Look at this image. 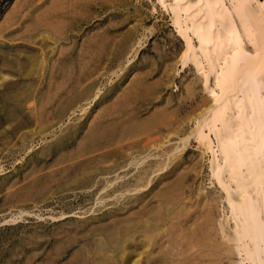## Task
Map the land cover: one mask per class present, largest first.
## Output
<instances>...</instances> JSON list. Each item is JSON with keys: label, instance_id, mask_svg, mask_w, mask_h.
Segmentation results:
<instances>
[{"label": "rangeland", "instance_id": "374dc122", "mask_svg": "<svg viewBox=\"0 0 264 264\" xmlns=\"http://www.w3.org/2000/svg\"><path fill=\"white\" fill-rule=\"evenodd\" d=\"M15 1L16 0H8L4 4L3 9L0 12V49H3V50L9 49L14 44H16L18 42L20 43L21 41L23 43L21 42L20 44H26L23 40V35H22L23 28L27 24L28 20L32 17L31 15H33V12H34L33 7H35V3L37 2V0H26V1L19 0L20 4H22L23 1L27 2V4H25V7L21 10V13L18 15V17H16L13 20V23L11 21L7 25L2 24V23H4V21H3L4 14L7 12L9 7ZM100 1L99 0L97 1L98 6L90 9V11L87 12L88 15H87V13L85 15H83V19H82L83 23L82 24L77 25L73 31L70 30L64 39H60L61 40V41H59L60 43L54 44L57 49H55L54 52H51L48 55L49 67L46 70L45 76L42 77L43 83L39 86L38 96H40V98L37 96L38 107L41 105V101L43 100V98H45L47 96L46 94L48 93L50 86H52V88H56L60 82H61V84L63 83L62 79L64 78V76L62 77V75H60V77H59V74H61V73H59L58 71H57V73H56V71L52 73L51 68H50L51 64L55 63L57 60L59 62L63 61L66 63V65L69 64V66L67 65V67H71V68H68V69L74 70V73L72 70H71V72L73 73V75L75 74L76 76L71 75L69 77L70 82H68L65 85V87H64L65 89H62L60 91L61 95L59 96V99H58V97L54 98L55 100L53 99V101L50 102L46 106L47 109H45L46 112L44 110L45 113L43 116V118L45 120L44 121L45 125L43 124L37 128L35 125H33V126L28 127V128H25L26 130L22 129L16 133L15 131L14 132L11 131V129H12L11 127L4 126V125L0 124V131H2V132H0V264H27V263L28 264L29 263L30 264H52V263L53 264H91V263L92 264H96V263L97 264H104V263L105 264H123L121 261H122V258H123L122 256L124 253H126V254L132 253L131 255H133V254H135L136 251L138 252L140 250V249L136 248L135 242H133V241L135 239L139 240V238L141 237V231L143 229L142 226L145 225V224H141V223H144V222L147 223L149 221L150 224H153V225H151V227H153V226H155L154 223H159V221L163 220L161 218V216L163 217L165 215H168L169 213H172L173 209H171V207H168L169 206V200L168 199H169V197L174 199L176 197L177 193H180V192L183 194V196L185 195L187 197V199L191 197L190 199L187 200V199H185L186 197L184 196V200L182 199L181 202L183 201L182 202L183 204L186 203V206L189 209H191V207L194 204L195 206L193 208H195L197 206L195 209L199 210V211L197 212L195 209L192 208L191 209L192 212L185 219L186 221L184 219L181 221L182 224H181L180 228L182 230L185 229L184 230L185 233H182L183 231L181 230L182 232H179V234L177 233V235L175 233L174 234L175 236H170L168 239H166L167 236L165 235V237H164V234H163V236L161 237V240L162 239L163 240L160 242V245L162 244L161 247L164 248V246H167V244H168V247L165 248V252L162 251L163 252L162 255L165 256V258L168 254L171 255V256L170 255L167 256L168 259L173 260L174 258L177 257V255L179 257L180 252L182 251L181 247L186 248V249H184L186 252L188 251V247L186 246L187 245L186 242H188V241L185 242L184 238H186L187 236L189 238V236L191 235V232H189V235H188L187 230L188 231L192 230V234L194 232V235L195 234L200 235L199 234L201 231L200 229L204 223L201 222L200 220H198L197 217H199V215L201 216V213H202L201 211L203 210L202 207H204V203H205L204 197L206 200L205 207H206L208 201L210 203H212L211 206L213 208L216 207V208H214L215 209L214 213L216 214L214 216L215 221L219 222V220L223 216V209L221 210V207H222L221 196H220L221 193H220V190H219L217 183L212 182L211 173L209 171L210 170L209 169L210 168L209 167V154H203V151L201 149H199V147L197 146L198 145L197 142L195 140H193V138H191L190 141H188V143H186V145H184V147H183V145L181 146L180 145L181 142L178 141L182 138V136H183V138H184V136H187L188 133L190 132V129H192V127L195 126V122L190 121V119H189L192 117V113H194L193 115L198 113L200 111V109H199L200 105L205 100H209L210 97L207 95L208 93L205 90H203L204 84L202 83L200 76L197 74V72L194 69H188V68L182 69V67L178 63L177 59L179 58V55L184 48V42H183L182 38L179 36L176 28L174 27V25L170 21L169 14L166 13L161 8V6L159 5V3L156 0H105V1L103 0L102 2H100ZM100 4H102V5H100ZM112 5H113V7L111 8ZM30 11L32 14L29 13ZM86 15H87V17H86ZM29 16H31V17H29ZM24 20H25V23H24ZM7 26H8V28H6ZM106 27L110 28L109 33H105L103 31L104 29H106ZM150 27H153V29ZM148 29L150 32L148 31ZM97 30H99V31H97ZM144 30H145V32H144ZM8 32H10V33H8ZM70 33H72V34H70ZM144 33H145V35H144ZM70 36H72V38ZM96 36H98L99 39L100 38H104V39L107 38V39H105L106 43L103 44V50L97 54V56L99 55L98 59H97V56L95 55V58L93 57L94 58L93 61L90 60L88 63L89 67H91L92 69L90 68V70L87 72H90V73L93 72L94 74L92 73L90 76L91 77L90 81L89 80H87V81L90 82L89 84H91L90 86H92L93 89H92V87L89 86V84L86 85L88 82L85 81L84 75H83L84 77L81 79V81L83 83H85V86L88 89L90 88L89 90H87V88L84 86V84L82 85L83 87L78 86L77 81H75V80H76L77 76H79V73L82 70L84 63L87 64V61L89 59H92L91 56H89L90 55L89 53H88V55L86 54L87 51L85 53V48L87 47L86 46L87 45L86 40L90 37L94 38ZM73 37H74V39H73ZM112 37L113 38L115 37L114 38L115 42H114V39ZM124 38L127 39V42L130 40L125 45L122 44V41ZM66 39H68V40H66ZM138 39H140L139 41H141L142 44H141V47H139L137 49L138 44H136V43H138ZM111 42H113V44ZM51 44H52V46H54L53 43L50 42V45ZM74 45H75V47H74ZM81 45H82V47H81ZM108 45H111V46L109 47ZM113 45L115 48L113 47ZM62 47L68 48L69 50L67 49L63 53L64 56L60 55V54L58 56L59 50ZM125 47H127V48L129 47V48L127 49ZM82 49L84 51H82ZM136 49H137V53L136 52L133 53L134 50H136ZM70 50L71 51L73 50V51L71 52ZM79 50H80V52H79ZM107 50H109V52H107ZM112 51H114V52H112ZM122 51H124V52H122ZM103 54L104 55L107 54V55L104 57ZM133 54H134V57H133ZM72 55H74V57ZM71 56H72V58H71ZM68 57L70 58V60L73 59V61L71 60V62H69L70 60ZM75 57H76V59H75ZM82 57H84V59L87 58L86 61ZM126 58H127V61H126ZM74 59H75V61H74ZM77 60H80V61H77ZM98 60H99V62H98ZM81 61H83V62H81ZM95 61L98 63H96ZM75 63H76V65H75ZM121 63H122V65H121ZM176 63H178V64H176ZM118 64H120V67ZM78 65H80V66L76 67ZM93 65L95 66V68ZM72 67H74V68H72ZM150 68H151V71H150ZM93 69H95V70H93ZM112 71H114V72H112ZM148 72H150V73H148ZM140 73H143V74H141L142 76L140 75ZM147 73L149 75H147L146 76L147 78H146L144 76ZM49 74H50V77H49ZM52 74H53V76H52ZM80 76H82V75H80ZM52 77L54 79H52ZM50 79L52 80V82ZM59 80H61V81L59 82ZM49 82H51V83H49ZM74 82H75V84H74ZM188 85H189V87L191 85L192 86L189 88ZM69 87H71V88L69 89ZM96 87H97V89H96ZM75 88L77 89V92H76V90H74V91L72 90ZM84 88H86V90L88 92ZM104 88H105V90H104ZM126 88H127V91L129 93L133 94L132 95L133 101H131L129 103L130 104L129 107H127L128 104H124L123 106L121 105V102L124 99V95L127 92L125 90ZM2 89L3 88L1 87L0 92ZM101 89H102V91H101ZM190 89H192L193 92ZM68 90H70V91H68ZM99 90L101 92H99ZM189 90L191 92H189ZM202 90L205 92H203ZM43 92H45L44 93L45 95L43 94ZM66 93H67V95H66ZM81 93H83V94H81ZM96 93H99L98 97L100 99L98 97L94 98ZM80 94H81V96H80ZM88 94H89V96H88ZM192 94H194V95L192 97H190V95H192ZM75 96H77V97L74 98ZM86 96H87V99H86ZM119 96H121V97H119ZM122 96H123V98H122ZM207 96H208V98H207ZM41 97H43V98H41ZM115 97H117V98H115ZM72 98H74V101L69 103L70 105H68L66 108H64V112L61 113V111L63 109V108H61L62 105L67 104V102L71 101ZM168 98H169V101H168ZM89 99H91V100H89ZM0 101H1V99H0ZM153 101H154V103H153ZM85 103H87V104H85ZM56 104H58V105L56 106ZM110 105L112 106V108ZM115 105H118V106L115 107ZM156 106L158 109H156ZM161 106H163V107H161ZM172 106L174 108H172ZM102 107H103V110H102ZM125 107H127V108H125ZM169 107H171V108H169ZM176 108H177V110H176ZM110 109H115L116 112H114L113 110H110ZM55 110H57V111H55ZM122 110H123V112H122ZM170 110H173V111H170ZM104 111H106V112L108 111V113H106ZM154 111H156V112H154ZM194 111H196V112H194ZM96 112L99 114V116L97 115ZM168 112L170 113V115H168ZM85 113H87V114H85ZM102 113H104V118L102 117V121H103L102 125L114 126L115 129L117 130L116 131L117 133H115L116 134V140L117 141L119 140V141L117 142L116 140H114L113 144L111 146H109L110 148L105 147V149L102 148V149L95 150L94 151L95 153L94 152H87L84 154V152H85L84 150L86 149L84 147H86V142H87L86 136H87V132H88V128H89L88 126L91 125L93 118L95 120V118H96L95 116H97V118H101ZM109 113H111L110 114L111 117L108 118L107 115H109ZM115 113H117V114H115ZM158 113L161 114L162 117L164 118V120L161 122V124H159V125H161L162 128L159 126L158 128H152L151 129V128H144V127L140 126L141 124L145 123L150 118H152L155 114H158ZM171 113L173 114L174 117H176V118L178 117L179 120H178V118L177 119L174 118ZM47 114H48V116H47ZM62 114H64V115H62ZM113 114H115L116 116L115 115L113 116ZM189 115H191V116H189ZM52 116H53V118H52ZM60 116H62V117H60ZM129 116H130V118H129ZM31 117H32V115H31ZM64 117H65V119H64ZM45 118H48V119H45ZM123 118H124V121H123ZM32 119L34 120L35 118L32 117ZM129 120H131V121L129 122ZM45 122H47V123H45ZM117 123H118V126L116 125ZM131 123H133V124H131ZM47 124H48V126H47ZM183 124H184V126H183ZM126 126H128V127H126ZM130 126H132V127H130ZM123 128H125L126 130ZM159 128H161V129H159ZM166 128H168V129H166ZM28 129H30V131ZM121 129H122V132H121ZM134 129H135V131H134ZM147 129L152 130V131H149L147 133ZM157 129H159V130H157ZM176 129H179L181 131L179 132ZM144 131H145V134H142ZM21 132L25 133L24 140L22 139V141H21V138H18L19 134H21ZM28 132H29V134H28ZM119 132L121 135L119 134ZM156 132H158V134ZM4 133H6V134H4ZM12 134H14V135H12ZM26 134H28V135H26ZM131 134H133V135L136 134L134 136L132 135L133 139L131 138ZM149 134H150V136H149ZM15 135H17V137ZM175 135L177 136V138ZM124 136H125V138H123ZM83 138H85V139L83 140ZM165 138L167 141L165 140ZM170 138H171V140H170ZM125 140H127V141H125ZM168 140H169V142H168ZM175 140L178 142H175ZM16 142H17V144H16ZM82 142H84V143H82ZM130 142H131V144H130ZM159 143H164V145L162 144L163 147ZM11 144H14V145H11ZM122 144H123V146H122ZM157 144H158V146H157ZM176 144H178L179 147H181V148L179 149V147H178L179 150L174 151L176 148H174V150H173V147H175ZM116 145L119 147L117 148ZM145 145H148V146H145ZM151 145H152V147H151ZM178 145H176V147ZM10 147H12V148H10ZM75 147H76V150L73 149ZM144 147H147V148L144 149ZM149 147H151V148H149ZM70 148H72V149H70ZM131 148H133V149H131ZM156 148H159V149L157 150ZM161 148L162 149L167 148L169 150L164 149L165 150L164 151ZM147 149H148V151H147ZM155 149H156V151H155ZM160 149H161V151H160ZM182 149H184V150H182ZM68 150H71V151L69 152ZM133 150H135V151H133ZM60 151H61V153H60ZM64 151H66V152H64ZM82 151H84V152H82ZM100 151H102V152H100ZM151 151H153V152H151ZM162 151H164V152H162ZM97 152H99L100 155ZM166 152L168 153L167 155H169L168 157H166L167 156L165 154ZM89 153H91V154H89ZM106 153H107V155H106ZM142 153H144V154H142ZM148 153H149V155H148ZM180 153H181V155H180ZM79 154L81 156H79ZM108 154H109V156H108ZM172 154L175 157L177 155V157L175 158ZM58 155H62V157L58 156ZM92 156H95L94 157L95 160ZM101 156H102V158H101ZM144 156L149 157V159L148 158L145 159ZM137 157H138V159H140L142 157L143 160H140V162L138 164H131L130 165L131 159L137 160ZM164 157H165V159H164ZM87 158H89V160ZM90 158H91V160H90ZM72 159H73V162L71 164L70 162L72 161ZM174 159H176L177 161ZM58 160H59V162H58ZM68 160H69V162H68ZM75 160H77V161L75 162ZM173 160H174V162L176 161L177 163L175 162V164H174ZM83 161H85V163ZM109 161H110V163H109ZM162 161H164L165 163H163V164L160 163ZM167 161L170 163H168ZM57 162L61 163V164L56 166ZM64 162H66V163H64ZM97 162H98V164H97ZM54 163H55V165H53ZM104 164H106V166ZM108 164H110V165L108 166ZM126 165H128V167ZM139 165H140V167H139ZM157 165H158V167H157ZM161 165H162V169L157 170L159 168V166L161 167ZM78 166H80V167H78ZM135 166H136V168H135ZM77 167L82 168L83 170L79 169L80 170L79 171L77 169ZM154 167H156V168H154ZM55 168H57V169H55ZM61 168H62V170H61ZM49 169L50 170L52 169V170L50 171ZM74 169L77 171H75ZM93 169L98 171V172L94 171ZM90 170L92 171V173L90 172ZM104 170H105V172H103ZM144 170H145V172H144ZM54 171H55V173H54ZM88 171L91 173V175L87 174V173H89ZM62 172H65L64 173L65 175ZM72 172H74V173H72ZM107 172H109V173H107ZM71 173L74 175H72ZM75 173L77 175H75ZM94 173H96V174H94ZM97 173H99V174H97ZM58 174H60V175H58ZM29 175H31V176H29ZM43 175L44 176L46 175L45 177L46 178L48 177V178L45 179ZM49 175L51 178L49 177ZM85 175H86V177H85ZM67 176H71V177H68L69 178L68 179ZM77 176H79V177H77ZM81 176L83 178H81ZM56 177L58 180L56 179ZM59 177L60 178L62 177L61 178L62 181H60ZM78 178H80V179H78ZM100 178H102V179H100ZM30 179L32 180V182ZM37 179H38V181H37ZM82 179L84 180V182ZM85 179H87V180H85ZM93 179H94V182H92ZM148 179H150V180H148ZM183 179H185V180H183ZM27 180H29V181H27ZM41 180H42V183H41ZM52 180H54V181H52ZM122 180H123V182H122ZM144 180H146V181H144ZM182 180H183V182H182ZM59 181H60V183H59ZM101 181H103V183ZM105 181H107V182H105ZM138 181H139V183H137ZM178 181H181L180 184H178L179 183ZM29 182L31 184V187H30ZM68 182H69V184H68ZM70 182H71V184H70ZM89 182H90V184H89ZM111 182L113 183L112 186L110 185ZM176 182H178V183H176ZM23 183H25V184H23ZM27 183H28V185H27ZM38 183H40L42 185H40V184L38 185ZM45 183H46V185L44 186ZM94 183H95V185H94ZM33 184H34V186H33ZM49 184H51V186L50 187L48 186L49 187L48 188L47 185H49ZM96 184H98V185H96ZM175 184H177V186H175ZM25 185H27V186H25ZM65 185H67V186H65ZM83 185H84V187H83ZM173 186H175L177 188H175ZM13 187H15V188H13ZM18 187H20V188L18 189ZM22 187L24 188L25 192L22 189ZM139 187H142L143 190H142V188L138 189ZM146 187H148V189ZM180 187L182 188V190ZM37 188H38V190H37ZM13 189H14V191H13ZM21 189H22V191H21ZM35 189H36V191H35ZM169 189H171V191ZM28 190H30V191H28ZM134 190H136V191H134ZM137 190H138V192H137ZM166 190L170 193H168ZM21 192H22V194H21ZM26 192H28L29 194ZM135 192H137V193L135 194ZM171 192H172V194H171ZM122 196H124L125 198ZM156 196H157V198H156ZM159 197H161V198H159ZM206 197H207V199H206ZM34 198H36V199H34ZM117 198H119V199H117ZM138 198H143V199L140 200ZM162 198H165V199L162 200ZM116 199H117V201H116ZM101 200H102V202H101ZM137 200H138V202H137ZM191 200H192V202H191ZM212 200H213V202H211ZM165 201H166V203H165ZM201 201H203V202H201ZM19 202H21V203H19ZM26 202H27V204H26ZM134 202H135V204H134ZM199 202H201V203H199ZM190 203H192V204L189 205ZM127 204H129V205H127ZM140 204H141V206L139 207ZM161 204H163L165 206L167 205L166 207L162 205V208H164V209L168 208V209H166V210L163 209L164 210L163 211L161 209V207L158 208L159 206H161ZM155 205H158V207ZM199 206H201V211H200ZM141 207H142V209H141ZM197 208H199V209H197ZM18 209L28 211L29 214L25 213L23 215V217L18 219L17 222H15V223H6L5 220H9L10 216L14 213V211H16ZM133 210L138 211L139 214L135 213ZM155 210H158V211H155ZM167 210H168V212H167L168 214L165 212ZM199 212H200V214H199ZM217 212L220 214H218ZM143 213H146V214H143ZM153 213L154 214L156 213V214L154 215ZM131 214H133V215H131ZM136 215H138V217H136ZM148 215L155 216L156 218L155 217H149ZM196 215H197V217H195ZM139 216H142V217H139ZM147 216H148V218H147ZM130 217H133V218H130ZM216 217H217V219H216ZM152 218H154L153 220H156V221H153ZM193 218L195 220H193ZM118 219H119V221H118ZM140 219L143 221H141ZM164 220L165 221H163V223L161 222L159 225L162 227L169 226V225H167V224H169V222H168L169 219L164 218ZM140 221H141V223H140V225H138ZM199 222L201 223V225ZM130 223H131V226H130ZM121 224H123V225H121ZM127 224L129 226V228H128ZM188 224L190 227L187 226ZM191 224H193V225H191ZM197 224H198V227H197ZM119 225H120V227H119ZM125 226H127V227H125ZM133 226H134V228H133ZM195 226H196V229H194ZM123 228H124V230H122ZM197 228H199V229H197ZM140 229H141V231H140ZM113 230H114V232H112ZM118 230L119 231L122 230V231L119 232ZM197 230H199L198 233L196 232ZM125 231L128 232L129 234L125 233ZM135 232L136 233L138 232V233L136 234ZM82 233H84V234H82ZM69 234H70V236H69ZM131 234L135 237L131 236ZM184 235H187V236L185 237ZM196 235H195V237H196ZM66 236H67V238H65ZM77 237H79V238H77ZM109 237H112V238L110 239ZM114 237H115V239H114ZM116 237H119V238L116 239ZM177 237L178 238L180 237V240L176 239ZM191 237H192V239H194L193 235H191ZM102 238H104V239H102ZM132 238H134V239H132ZM181 238L184 241H181ZM125 239H127L128 241ZM166 240H167V243H166ZM168 240L172 244H169ZM218 240H220V237H218ZM71 241L72 242L74 241V242L72 243ZM118 241H119V243H118ZM178 241H179V244H178ZM221 241L222 240H220V242ZM223 242L226 244L225 240H223ZM66 243H67V245H66ZM183 243H185L186 245H184ZM64 244L66 245V247H64L65 246ZM112 244L113 245L115 244L114 245L115 247H113ZM86 245L89 248L86 247ZM117 245H118V247H117ZM102 246H104V247H102ZM176 246H177V248H176ZM159 247L157 246L153 250L158 251ZM83 248H84V250H83ZM59 249L61 251H59ZM171 249L172 250L175 249V251H174L175 253ZM180 249H181V251H180ZM125 250H127V251H125ZM170 250L174 254L172 252H170ZM56 251H59L60 253L59 252L56 253ZM156 251L154 253H156ZM166 251L168 252V254ZM185 251H184V253H185ZM75 252H77V253H75ZM59 254H62V256ZM86 255H87V257H86ZM90 255H91V257H90ZM109 256H110V258H109ZM33 258H34V260H32ZM50 258H51V260H50ZM55 258H57L58 260ZM77 258H79V259H77ZM86 258H87V260H85ZM151 258L147 259L146 257H144V259L141 263L142 264H156V262L154 260H150ZM47 261H49V262H47ZM71 261L73 263H71ZM218 262L219 263L222 262L220 264H223V263L226 264L227 263L226 255L225 254L222 255ZM218 262H216V264H218Z\"/></svg>", "mask_w": 264, "mask_h": 264}, {"label": "bare ground", "instance_id": "6f19581e", "mask_svg": "<svg viewBox=\"0 0 264 264\" xmlns=\"http://www.w3.org/2000/svg\"><path fill=\"white\" fill-rule=\"evenodd\" d=\"M24 1H26V0H24ZM24 1L22 4L19 3L20 2L19 0H16L15 2L12 3V5L7 10V12L4 14V19H3L4 23H2V24L7 25L11 21L13 23V20L16 17H18V15L21 13V10L25 7V4H27V2H24ZM97 1L98 0H37V2H36L37 4L35 3V7H33V9H34V12L32 11L33 15H31L32 17L29 16L31 18L28 20V22L25 25V27L23 28V32H22L23 40L26 44H20L22 42L21 41L20 43L18 42L16 44H14L9 49H6V50L0 49V88L1 87L3 88L0 92V99H1V101H0V124H2L4 126L11 127L12 128L11 131H13V132L15 131L16 133L22 129L28 128V127L33 126V125H35L37 128V127L44 124L45 120H44L43 116H44V113L46 112L45 109H47L46 106L50 102H52L54 98L58 97V99H59V96L61 95L60 91L62 89H65L64 88L65 85L68 82H70L69 77L71 75H73V73H74V70L71 69L73 71V73H72L71 70L68 69V68H71V67H67V65L69 66V64L66 65L65 62H63V61L59 62L56 59L57 61L55 63L51 64L50 68H51L52 73L55 71H56V73H57V71L59 73H61V74H59V77H60V75H62V77L64 76V78L62 79L63 83L61 84V82H60L61 80H59L60 83L58 84L57 87L55 86L56 88H52V86H50L49 87L50 89H49L48 93L46 94L47 96L46 97L44 96L45 98L41 97V98H43V100L41 101V105L38 107L37 96L39 93V86L43 83L42 77L45 76L46 70L49 67L48 55H49V53L54 52L55 49H57L54 44L60 43L59 42V41H61L60 39H64L70 30L73 31L77 25H80L83 23L82 22L83 21L82 20L83 15H85L87 12H89L90 9L98 6ZM102 1L103 0H101L100 2H102ZM156 1L159 3L161 8L166 13L169 14L170 21L172 22V24L176 28L179 36L182 38V40L184 42V48L181 51L179 58L177 59L178 63L180 64L182 69H185V68L194 69L197 72V74L200 76L202 83L204 84L203 90H205L208 93L207 95L210 97L209 100H205L200 105V107H199L200 111L198 113H196L195 115H193L194 113H192V117L189 119H190V121L195 122V126L192 127V129H190V132L188 133L187 136H184V138L182 136V138L178 141H180L181 144L180 143L179 144L181 146L183 145V147H184V145H186V143H188V141H190V139L193 138V140H195L197 142V144H198L197 146L199 147V149H201L203 151V154H209V167L210 168L209 167L208 168L210 169L209 171L211 173L212 182L217 183L219 190H220V193H221L220 196H221L222 207L221 206L220 207H221V210L223 209V216L220 220L218 219L219 222H216L215 217H214L216 215L214 213V210H215L214 208H216V207L213 208L211 206L212 203H210L209 201L208 202L210 204L207 202V205L205 207L206 200L204 197L205 203H204V207H202V209H203L202 211H201V206H199L200 211L202 212L201 216L200 215H199V217H197V215L195 216V217H197L198 220H200L201 222L204 223L203 226L201 227L200 226L201 223L199 222L200 223L199 226L201 227V229H200L201 231L199 233L200 235L195 234L196 235V237H195L194 232L192 234V230L191 231L187 230L188 235H189V232H191V235L194 236L193 237L194 239H192L191 235L189 236V238L187 235H184L185 237L187 236L186 238H184L185 242L186 241H188V242H186L187 245L185 243H183V244L188 247V251L186 252L184 250L186 248L181 247L182 251L180 249V251H181L180 256L178 257V255H177V257L174 258L173 260L167 258V256L170 254H168V252L166 251L168 255L166 254L167 256L165 258V256L162 255V253H163L162 251L165 252V248L168 247V244H167V246H164V248H162L161 247L162 244L160 245V242L163 239L161 240V237L164 234V237L166 235L167 236L166 239H168L170 236H175L174 235L175 233H176V235H177V233L179 234V232H182V231H183L182 233H185L184 232L185 229L182 230L180 228L181 224H182L181 221L183 219L185 220L187 218V216L192 212L191 209L195 206L193 204L191 209H189L186 206V203L183 204L182 203L183 201L181 202L182 199L184 200L185 195L183 196V194L181 192L177 193V195L174 199H172L171 197H169V199H168L169 200V206L168 207H171V209H173L172 213L168 214L167 213L168 210L165 211L168 215H165L163 217L161 216V218L163 220L160 219L161 221H159V223H154L155 226L151 227V225H153V224H150L149 221L147 223H145V222L141 223V221H143V220L140 219L141 221L139 222L138 225H140V223L145 224V225L142 226L143 227L142 231L140 229L141 237L139 238V240L135 239L133 241V242H135L136 248H138L140 250L138 252L136 251L135 254H133V255H131L132 253H130V254L124 253L122 256L123 258L121 257L122 258L121 262L123 264H142L141 262L143 261L144 257H146L147 259L152 257L150 260H154L156 262V264H216V262H218L220 260V257L225 254L226 258H227L226 264H264V0H156ZM100 5H102V4H100ZM112 7H113V5L111 6V8ZM29 13L32 14L31 11ZM87 15H88V13H87ZM87 15H86V17H87ZM24 23H25V20H24ZM6 28H8V26ZM150 28L153 29V27H150ZM97 31H99V30H97ZM103 31L105 33H109L110 28L106 27V29H104ZM148 31H149V29H148ZM144 32H145V30H144ZM8 33H10V32H8ZM70 34H72V33H70ZM144 35H145V33H144ZM72 36H70V37L72 38ZM73 39H74V37H73ZM105 39H107V38H105ZM105 39L104 38L99 39L98 36H96L94 38L90 37L86 40V42H87L86 46L87 47L85 48V53L87 51L86 54L88 55V53H89L90 54L89 56H91L92 59H89L87 61V64L84 63L82 70H81L82 72L80 71L79 76H77L75 81H77L78 86H82L83 84L85 86V83H83L81 81V79L84 76H85V78H84L85 81H87V80L90 81V78H91L90 76L93 72L92 73L87 72L91 68V67H89L88 63L90 60L93 61V59L95 58V55L97 56V54L103 50V44L106 43ZM66 40H68V39H66ZM139 40L140 39H138V43H136V44H138L137 49L139 47H141V44H142V42ZM50 42L53 43L54 46H52V44L50 45ZM114 42H115V39H114ZM128 42H127V39L124 38L122 41V44L125 45ZM111 43L113 44V42H111ZM108 46L110 47L111 45H108ZM74 47H75V45H74ZM81 47H82V45H81ZM113 47H114V45H113ZM125 48H127V47H125ZM67 49L68 48H63V47L60 48L58 56H59V54L63 55V53ZM137 49L134 50L133 53H135V52L137 53ZM82 51H84V50L82 49ZM79 52H80V50H79ZM107 52H109V50H107ZM112 52H114V51H112ZM122 52H124V51H122ZM106 55L103 54L104 57ZM72 56L74 57V55H72ZM72 56H71V58H72ZM98 57H99V55L97 56V59H98ZM133 57H134V54H133ZM82 58L84 59V57H82ZM75 59H76V57H75ZM75 59H74V61H75ZM86 59H84V60L86 61ZM69 60H70V58H69ZM71 60L73 61V59H71ZM71 60L69 62H71ZM77 61H80V60H77ZM126 61H127V58H126ZM81 62H83V61H81ZM98 62H99V60H98ZM98 62H96V63H98ZM76 63H75V65H76ZM122 63H121V65H122ZM178 63H176V64H178ZM118 65L120 67V64H118ZM79 66L80 65H78L76 67H79ZM72 68H74V67H72ZM94 68H95V66H94ZM93 70H95V69H93ZM150 71H151V68H150ZM112 72H114V71H112ZM148 73H150V72H148ZM148 73L145 74L144 77L149 75ZM141 74H143V73H140V75ZM80 75H82V76H80ZM52 76H53V74H52ZM49 77H50V74H49ZM52 79H54V78L52 77ZM51 82H52V80H51ZM51 82H49V83H51ZM89 83L90 82H88L86 85H88ZM74 84H75V82H74ZM90 85L91 84H89V86ZM90 87H92V86H90ZM97 87H96V89H97ZM188 87H189V85H188ZM70 88L71 87H69V89ZM86 88H84V89L86 90ZM89 89L87 88V90H89ZM92 89H93V87H92ZM192 89H190V90H192ZM72 90L73 91L76 90V92H77L76 88L72 89ZM104 90H105V88H104ZM125 90L127 91V88ZM190 90H189V92H191ZM68 91H70V90H68ZM101 91H102V89H101ZM101 91L99 90V92H101ZM205 91H203V92H205ZM192 92H193V90H192ZM44 93L45 92H43V94ZM81 94H83V93H81ZM81 94H80V96H81ZM89 94H88V96H89ZM98 94L99 93H96L94 98H97ZM66 95H67V93H66ZM132 95L133 94H131L127 91L124 95V99L122 100L121 105L123 106L124 104H128L127 107H129L130 106L129 103L131 101H133ZM193 95L194 94L190 95V97H192ZM77 96H75L74 98H76ZM208 96H207V98H208ZM38 97L40 98V96H38ZM119 97H121V96H119ZM74 98H72L71 101L67 102V104L62 105L61 108H63V109H62L61 113L64 112V108H66L68 105H70L69 103L74 101ZM115 98H117V97H115ZM122 98H123V96H122ZM86 99H87V96H86ZM89 100H91V99H89ZM168 101H169V98H168ZM153 103H154V101H153ZM85 104H87V103H85ZM57 105L58 104H56V106ZM118 105H115V107ZM127 107H125V108H127ZM161 107H163V106H161ZM111 108H112V106H111ZM169 108H171V107H169ZM172 108H174V107L172 106ZM156 109H158L157 106H156ZM44 110H45V112H44ZM102 110H103V107H102ZM110 110H113L114 112H116L115 109H110ZM173 110H170V111H173ZM176 110H177V108H176ZM55 111H57V110H55ZM104 112H106V111H104ZM122 112H123V110H122ZM154 112H156V111H154ZM194 112H196V111H194ZM106 113H108V111ZM85 114H87V113H85ZM110 114L111 113H109V115H107L108 118L111 117ZM115 114H117V113H115ZM115 114H113V116ZM31 115H32V117L35 118L34 120L32 119ZM62 115H64V114H62ZM97 115L99 116L98 113H97ZM102 115H101V118H97V116H95L97 119L95 118V120H94V118H93L91 125L88 126L89 128H88V132H87V136H86L87 142H86V147H84L86 149L84 150L85 152L82 151V152H84V154L87 152H94L95 150L102 149V148L105 149V147L111 146L113 144L114 140H116V134L115 133H117L116 132L117 130L115 129L114 126H107L106 125L107 126L106 127V126L102 125V122H103L102 117L104 118V113H102ZM168 115H170L169 112H168ZM47 116H48V114H47ZM53 116H52V118H53ZM172 116H173V114H172ZM189 116H191V115H189ZM60 117H62V116H60ZM124 118H123V121H124ZM129 118H130V116H129ZM174 118H176V117H174ZM45 119H48V118H45ZM64 119H65V117H64ZM163 120H164V118L162 117V115L158 113V114H155L152 118H150L145 123L141 124L140 126L144 127V128H151V129L152 128H158L159 126L161 127V125H159V124H161V122ZM178 120H179V118H178ZM130 121L131 120H129V122ZM45 123H47V122H45ZM131 124H133V123H131ZM116 125L118 126V123ZM47 126H48V124H47ZM183 126H184V124H183ZM126 127H128V126H126ZM130 127H132V126H130ZM161 128H159V129H161ZM123 129H125V128H123ZM159 129H157V130H159ZM166 129H168V128H166ZM28 130L30 131V129H28ZM176 130H178L179 132L181 131L179 129H176ZM134 131H135V129H134ZM149 131H152V130L147 129V133ZM0 132H2V131H0ZM22 132H21V134H19V137H18V138H21V141H22V139L24 140V137H25V133H22ZM121 132H122V129H121ZM156 133L158 134V132H156ZM4 134H6V133H4ZM28 134H29V132H28ZM28 134H26V135H28ZM119 134H120V132H119ZM142 134H145V131ZM12 135H14V134H12ZM17 135H15V136L17 137ZM132 135L133 134H131V138H132ZM134 135H136V134H134ZM149 136H150V134H149ZM123 138H125V136ZM166 138H165V140H166ZM176 138H177V136H176ZM84 139L85 138H83V140ZM170 140H171V138H170ZM125 141H127V140H125ZM178 141L175 140V142H178ZM131 142H130V144H131ZM168 142H169V140H168ZM82 143H84V142H82ZM14 144H11V145H14ZM16 144H17V142H16ZM159 144L164 145V143H159ZM163 145H162V147H163ZM176 145H178V144H176ZM176 145H175V147H173V150H174V148H176L174 151H177L181 148V147H179V145L176 147ZM122 146H123V144H122ZM145 146H148V145H145ZM157 146H158V144H157ZM12 147H10V148H12ZM118 147L119 146H117V148ZM151 147H152V145H151ZM151 147H149V148H151ZM178 147H179V149H178ZM146 148L147 147H144V149H146ZM70 149H72V148H70ZM73 149L76 150V147ZM131 149H133V148H131ZM156 149L158 150L159 148H156ZM156 149H155V151H156ZM161 149H160V151H161ZM164 149L166 150L167 148H164ZM164 149H162V150H164ZM167 150H169V149H167ZM182 150H184V149H182ZM68 151L70 152L71 150H68ZM133 151H135V150H133ZM147 151H148V149H147ZM164 151H162V152H164ZM64 152H66V151H64ZM100 152H102V151H100ZM151 152H153V151H151ZM60 153H61V151H60ZM97 153L99 154V152H97ZM107 153H106V155H107ZM89 154H91V153H89ZM109 154H108V156H109ZM142 154H144V153H142ZM165 154L167 155L168 153L166 152ZM148 155H149V153H148ZM180 155H181V153H180ZM58 156L62 157V155H58ZM79 156H81V155L79 154ZM168 156L169 155H167L166 157H168ZM92 157L94 158L95 156H92ZM176 157H177V155H176ZM101 158H102V156H101ZM146 158L149 159V157H145V159ZM87 159L89 160V158H87ZM164 159H165V157H164ZM90 160H91V158H90ZM94 160H95V158H94ZM140 160H143L142 157L140 159H138V157H137V160L131 159L130 165L131 164H138L140 162ZM174 160H176V159H174ZM174 160H173V162H174ZM76 161L77 160H75V162ZM58 162H59V160H58ZM58 162L56 163V166L61 164ZM66 162H64V163H66ZM68 162H69V160H68ZM72 162H73V159L70 163L72 164ZM83 162L85 163V161H83ZM175 162H174V164H175ZM109 163H110V161H109ZM160 163L163 164L165 162L162 161ZM168 163H170V162H168ZM97 164H98V162H97ZM106 164H104V165L106 166ZM53 165H55V163ZM109 165L110 164H108V166ZM126 166L128 167V165H126ZM78 167H80V166H78ZM78 167H77L78 170L82 169V168H78ZM139 167H140V165H139ZM157 167H158V165H157ZM135 168H136V166H135ZM154 168H156V167H154ZM55 169H57V168H55ZM161 169H162V165H161V167L159 166V168L157 170H161ZM61 170H62V168H61ZM105 170L103 172H105ZM75 171H77V170H75ZM94 171H96V170H94ZM90 172L92 173L91 170H90ZM90 172L87 174L91 175ZM96 172H98V171H96ZM144 172H145V170H144ZM54 173H55V171H54ZM62 173L64 174L65 172H62ZM72 173H74V172H72ZM107 173H109V172H107ZM94 174H96V173H94ZM97 174H99V173H97ZM58 175H60V174H58ZM72 175H74V174H72ZM75 175H77V174L75 173ZM29 176H31V175H29ZM45 176H44V178L47 179L48 177L46 178ZM49 177H50V175H49ZM68 177H71V176H67V178ZM77 177H79V176H77ZM85 177H86V175H85ZM61 178H60V181H62ZM81 178H83V177L81 176ZM56 179H57V177H56ZM78 179H80V178H78ZM100 179H102V178H100ZM150 179H148V180H150ZM85 180H87V179H85ZM183 180H185V179H183ZM183 180H182V182H183ZM27 181H29V180H27ZM37 181H38V179H37ZM52 181H54V180H52ZM60 181H59V183H60ZM144 181H146V180H144ZM31 182H32V180H31ZM83 182H84V180H83ZM90 182H89V184H90ZM92 182H94V179L92 180ZM101 182L103 183V181H101ZM105 182H107V181H105ZM122 182H123V180H122ZM178 182H176V183L180 184L181 181H178ZM25 183H23V184H25ZM41 183H42V180H41ZM137 183H139V181ZM29 184H30V182H29ZM39 184L40 183H38V185ZM68 184H69V182H68ZM70 184H71V182H70ZM112 184L113 183L111 182L110 185L112 186ZM27 185H28V183H27ZM27 185H25V186H27ZM40 185H42V184H40ZM45 185H46V183L44 184V186ZM94 185H95V183H94ZM96 185H98V184H96ZM33 186H34V184H33ZM48 186L50 187L51 184L47 185V187ZM65 186H67V185H65ZM175 186H177V184H175ZM175 186H173V187H175ZM30 187H31V184H30ZM83 187H84V185H83ZM13 188H15V187H13ZM19 188L20 187H18V189ZM141 188L142 187H139L138 189H141ZM146 188L148 189V187H146ZM175 188H177V187H175ZM22 189L24 190L23 187H22ZM22 189H21V191H22ZM171 189H169V190L171 191ZM37 190H38V188H37ZM142 190H143V188H142ZM181 190H182V188H181ZM13 191H14V189H13ZM28 191H30V190H28ZM35 191H36V189H35ZM134 191H136V190H134ZM24 192H25V190H24ZM137 192H138V190H137ZM137 192H135V194ZM26 193H28V192H26ZM168 193H170V192H168ZM21 194H22V192H21ZM171 194H172V192H171ZM122 197H124V196H122ZM156 198H157V196H156ZM159 198H161V197H159ZM190 198H188V199H190ZM34 199H36V198H34ZM117 199H119V198H117ZM117 199H116V201H117ZM138 199L142 200L143 198H138ZM163 199H165V198H162V200ZM185 199H187V197ZM206 199H207V197H206ZM101 202H102V200H101ZM137 202H138V200H137ZM191 202H192V200H191ZM201 202H203V201H201ZM201 202H199V203H201ZM211 202H213V200ZM19 203H21V202H19ZM165 203H166V201H165ZM26 204H27V202H26ZM134 204H135V202H134ZM141 204L139 205V207L141 206ZM191 204L192 203H190L189 205H191ZM127 205H129V204H127ZM162 205L163 204H161V206H159V207H158V205H155V206H157L158 208L161 207V209L163 210L164 208H162ZM163 206H165V205H163ZM142 207H141V209H142ZM195 208H193V209H195ZM166 209H168V208H165L164 210H166ZM197 209H199V208H197ZM155 211H158V210H155ZM196 211L198 212L199 210H196ZM134 212L139 214L138 211H134ZM25 213L29 214L28 211L18 209L16 211H14V213L10 216V219L5 220V222L6 223H15V222H17L18 219L22 218ZM143 214H146V213H143ZM199 214H200V212H199ZM218 214H220V213H218ZM131 215H133V214H131ZM148 216L149 217H155L152 215H148ZM148 216H147V218H148ZM133 217H130V218H133ZM136 217H138V215H136ZM139 217H142V216H139ZM164 218L169 219L168 220L169 224H167L169 226L162 227L159 225L161 222L163 223V221H165ZM194 218H193V220L196 219V218L195 219ZM153 219L154 218H152V220ZM216 219H217V217H216ZM118 221H119V219H118ZM153 221H156V220H153ZM193 224H191V225H193ZM198 224H197V227H198ZM121 225H123V224H121ZM127 226H128V224H127ZM127 226H125V227H127ZM130 226H131V223H130ZM187 226H189V224ZM119 227H120V225H119ZM128 228H129V226H128ZM133 228H134V226H133ZM194 229H196V226L194 227ZM197 229H199V228H197ZM122 230H124V228ZM121 231H119V232H121ZM198 231L199 230H197L196 232L198 233ZM112 232H114V230ZM84 233H82V234H84ZM125 233H128V232L125 231ZM69 236H70V234H69ZM131 236H133V235L131 234ZM133 237H135V236H133ZM218 237H220V240H222L221 242H220V240H218ZM65 238H67V236ZM77 238H79V237H77ZM109 238L111 239L112 237H109ZM118 238L119 237H116V239H118ZM102 239H104V238H102ZM114 239H115V237H114ZM127 239H125V240H127ZM132 239H134V238H132ZM176 239L180 240V237L179 238L177 237ZM184 240H182V238H181V241H184ZM223 240L226 241V244L223 242ZM118 243H119V241H118ZM166 243H167V240H166ZM168 243L172 244L169 240H168ZM178 244H179V241H178ZM66 245H67V243H66ZM66 245L64 247H66ZM114 245L112 244L113 247H115ZM157 246L158 247L160 246L159 250L158 249H157L158 251L155 250L156 253H154L155 251L153 249H155ZM86 247H88V246L86 245ZM102 247H104V246H102ZM117 247H118V245H117ZM84 248H83V250H84ZM176 248H177V246H176ZM171 250H170V252L175 251V249L172 251ZM183 250L185 251V253ZM59 251H61V250L59 249ZM59 251H56V253ZM125 251H127V250H125ZM75 253H77V252H75ZM59 255L62 256V254H59ZM91 255H90V257H91ZM86 257H87V255H86ZM34 258L32 260H34ZM57 258H55V259H57ZM109 258H110V256H109ZM77 259H79V258H77ZM50 260H51V258H50ZM85 260H87V258ZM49 261H47V262H49ZM71 263H73V262L71 261ZM220 263H222V262H220ZM220 263L218 262V264H220Z\"/></svg>", "mask_w": 264, "mask_h": 264}, {"label": "trees", "instance_id": "16d2710c", "mask_svg": "<svg viewBox=\"0 0 264 264\" xmlns=\"http://www.w3.org/2000/svg\"><path fill=\"white\" fill-rule=\"evenodd\" d=\"M8 0H0V12L3 9L4 4L7 2Z\"/></svg>", "mask_w": 264, "mask_h": 264}]
</instances>
